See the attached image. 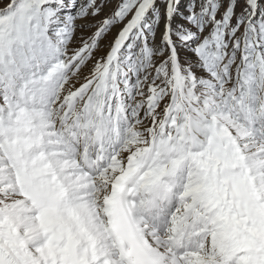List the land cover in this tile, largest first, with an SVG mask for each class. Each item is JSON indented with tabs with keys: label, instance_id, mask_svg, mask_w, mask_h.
I'll return each instance as SVG.
<instances>
[{
	"label": "snow or ice",
	"instance_id": "1",
	"mask_svg": "<svg viewBox=\"0 0 264 264\" xmlns=\"http://www.w3.org/2000/svg\"><path fill=\"white\" fill-rule=\"evenodd\" d=\"M0 264H264V0H0Z\"/></svg>",
	"mask_w": 264,
	"mask_h": 264
}]
</instances>
